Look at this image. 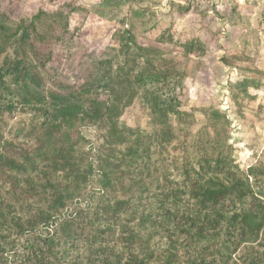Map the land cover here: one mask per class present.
Wrapping results in <instances>:
<instances>
[{
  "label": "rangeland",
  "instance_id": "374dc122",
  "mask_svg": "<svg viewBox=\"0 0 264 264\" xmlns=\"http://www.w3.org/2000/svg\"><path fill=\"white\" fill-rule=\"evenodd\" d=\"M240 6L215 0H0L1 72L22 60L40 77L42 93L102 87L107 78L108 88L115 87L109 98L120 101L112 121L67 129L83 164L93 168L87 185L67 201L75 219L63 210L72 224L61 230L70 228L76 237L73 253L86 250L94 241L86 242L87 235L100 229L90 223L99 170L128 144L148 146L151 174L160 181L178 176L184 165L197 166L204 156L231 157L239 170L264 167L262 16L253 14L254 7L240 13ZM126 58L131 73L147 68V80L154 82L121 78L130 66ZM13 75L2 77L10 88ZM5 94L4 106L14 97ZM160 100L179 115L152 111L151 102ZM13 105L0 112L1 142L35 141L39 119ZM11 262L9 257L4 264Z\"/></svg>",
  "mask_w": 264,
  "mask_h": 264
},
{
  "label": "trees",
  "instance_id": "16d2710c",
  "mask_svg": "<svg viewBox=\"0 0 264 264\" xmlns=\"http://www.w3.org/2000/svg\"><path fill=\"white\" fill-rule=\"evenodd\" d=\"M132 67L121 78L154 82L147 68L131 73ZM10 73L14 88L2 80ZM106 79L102 87L42 93L40 77L22 60L0 71V112L15 102L42 129L20 146L0 138V264L9 257L11 264H264V167L239 170L231 157L204 156L160 181L151 174L148 146L135 143L99 170L90 223L100 229L87 235L86 242L94 241L84 252H72L76 237L70 228L61 230L72 224L63 210L75 213L67 201L87 185L93 168L83 164L67 129L119 114L113 111L120 101L107 93L115 87L109 89ZM5 93L14 96L6 106ZM149 107L163 117L180 113L162 100Z\"/></svg>",
  "mask_w": 264,
  "mask_h": 264
},
{
  "label": "crops",
  "instance_id": "0c3cea01",
  "mask_svg": "<svg viewBox=\"0 0 264 264\" xmlns=\"http://www.w3.org/2000/svg\"><path fill=\"white\" fill-rule=\"evenodd\" d=\"M215 1L224 3L226 5V7H229V6L231 7L232 4L235 5V3H240L241 4V6L239 7L240 13H245V14H247L248 12H251V8L254 7V10L252 8V10L254 11L253 14H256L257 17L260 15L262 16L263 8H264V0H215ZM247 3L249 5H247ZM242 4H244V5H242ZM242 6H244V7H242ZM248 15H250V14H248Z\"/></svg>",
  "mask_w": 264,
  "mask_h": 264
},
{
  "label": "built area",
  "instance_id": "2783aa9c",
  "mask_svg": "<svg viewBox=\"0 0 264 264\" xmlns=\"http://www.w3.org/2000/svg\"><path fill=\"white\" fill-rule=\"evenodd\" d=\"M259 30L264 33V8L260 22L258 23Z\"/></svg>",
  "mask_w": 264,
  "mask_h": 264
}]
</instances>
